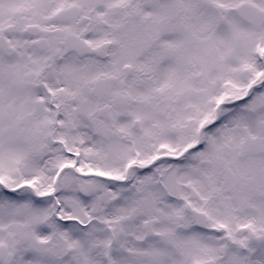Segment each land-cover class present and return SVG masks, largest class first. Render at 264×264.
I'll return each mask as SVG.
<instances>
[{
    "label": "snow or ice",
    "instance_id": "snow-or-ice-1",
    "mask_svg": "<svg viewBox=\"0 0 264 264\" xmlns=\"http://www.w3.org/2000/svg\"><path fill=\"white\" fill-rule=\"evenodd\" d=\"M0 264H264V0H0Z\"/></svg>",
    "mask_w": 264,
    "mask_h": 264
}]
</instances>
